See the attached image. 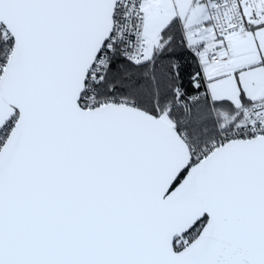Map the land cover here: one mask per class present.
I'll use <instances>...</instances> for the list:
<instances>
[{"label": "snow or ice", "instance_id": "1", "mask_svg": "<svg viewBox=\"0 0 264 264\" xmlns=\"http://www.w3.org/2000/svg\"><path fill=\"white\" fill-rule=\"evenodd\" d=\"M0 264H264V0H0Z\"/></svg>", "mask_w": 264, "mask_h": 264}]
</instances>
